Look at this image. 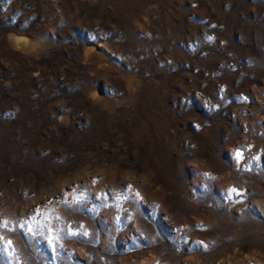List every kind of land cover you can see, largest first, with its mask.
I'll list each match as a JSON object with an SVG mask.
<instances>
[{
  "label": "rangeland",
  "instance_id": "rangeland-1",
  "mask_svg": "<svg viewBox=\"0 0 264 264\" xmlns=\"http://www.w3.org/2000/svg\"><path fill=\"white\" fill-rule=\"evenodd\" d=\"M0 264H264V0H0Z\"/></svg>",
  "mask_w": 264,
  "mask_h": 264
},
{
  "label": "bare ground",
  "instance_id": "bare-ground-1",
  "mask_svg": "<svg viewBox=\"0 0 264 264\" xmlns=\"http://www.w3.org/2000/svg\"><path fill=\"white\" fill-rule=\"evenodd\" d=\"M11 41L20 52H29L34 46L33 40L27 36L16 35L15 38H11Z\"/></svg>",
  "mask_w": 264,
  "mask_h": 264
},
{
  "label": "snow or ice",
  "instance_id": "snow-or-ice-1",
  "mask_svg": "<svg viewBox=\"0 0 264 264\" xmlns=\"http://www.w3.org/2000/svg\"><path fill=\"white\" fill-rule=\"evenodd\" d=\"M238 155H239V153H238ZM232 191H235V189H233Z\"/></svg>",
  "mask_w": 264,
  "mask_h": 264
}]
</instances>
